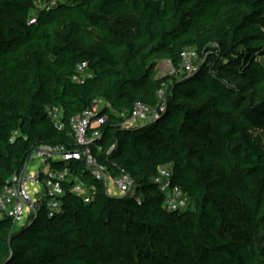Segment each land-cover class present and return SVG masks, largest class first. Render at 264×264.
I'll return each instance as SVG.
<instances>
[{
	"label": "trees",
	"instance_id": "obj_1",
	"mask_svg": "<svg viewBox=\"0 0 264 264\" xmlns=\"http://www.w3.org/2000/svg\"><path fill=\"white\" fill-rule=\"evenodd\" d=\"M39 4L0 0V192L43 144L82 148L70 122L99 99L113 110L90 149L135 186L108 194L72 160L59 212L41 207L20 228L0 220V264H264V0ZM163 59L179 77L158 75ZM81 63L93 74L84 82ZM162 88L159 118L125 125L137 103L158 108ZM57 106L62 129L49 117ZM166 165L189 208H165L154 178ZM76 180L95 186L91 202Z\"/></svg>",
	"mask_w": 264,
	"mask_h": 264
},
{
	"label": "built area",
	"instance_id": "obj_2",
	"mask_svg": "<svg viewBox=\"0 0 264 264\" xmlns=\"http://www.w3.org/2000/svg\"><path fill=\"white\" fill-rule=\"evenodd\" d=\"M61 1L63 0H39V7L50 9ZM36 21L34 17L31 22ZM197 61L196 48L189 46L181 55V70L188 74L196 71L199 67ZM92 75L87 64L81 63L78 65V74L74 76V80L84 82ZM157 95L160 99L158 108H150L142 102L137 103L130 117L126 119L125 125L136 127L157 120L160 116L159 111L164 110L166 106L165 89H160ZM107 109L113 110L111 103L99 99L91 108L71 120L72 133L76 143L82 148L72 152L62 144L57 146L43 144L34 151L24 170L15 173L0 192V220L12 219L14 226L20 228L27 224L29 218L41 207L46 206L51 214L59 212L62 206L60 199L65 193L64 182L74 178L69 163L76 159L85 161L95 178L105 183L108 194L120 196L132 191L135 182L131 175L124 173L119 177H113L108 167L100 163L90 149L94 138L101 134L98 131L90 134L89 131L107 121L108 116L105 112ZM48 112L59 129L64 128L65 124L61 121L63 109L59 106L49 107ZM121 116L124 117L125 113H121ZM172 174L170 165L160 166L154 178V182L164 194V206L169 211L187 209L190 207L191 199L180 185L172 183ZM73 184L74 193L82 196L86 202L92 201L95 186L91 187L80 180H76Z\"/></svg>",
	"mask_w": 264,
	"mask_h": 264
},
{
	"label": "rangeland",
	"instance_id": "obj_3",
	"mask_svg": "<svg viewBox=\"0 0 264 264\" xmlns=\"http://www.w3.org/2000/svg\"><path fill=\"white\" fill-rule=\"evenodd\" d=\"M157 69H158V75L159 76H163V75H167V74H169V75L174 74L175 76L179 75V74H177L176 68L174 67V65L171 64V62L169 60H164V59L159 60ZM177 77H179V76H177Z\"/></svg>",
	"mask_w": 264,
	"mask_h": 264
}]
</instances>
